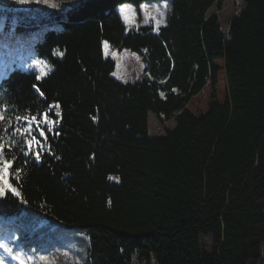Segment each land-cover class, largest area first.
<instances>
[{
  "label": "trees",
  "instance_id": "1",
  "mask_svg": "<svg viewBox=\"0 0 264 264\" xmlns=\"http://www.w3.org/2000/svg\"><path fill=\"white\" fill-rule=\"evenodd\" d=\"M148 1L156 0H0V144L15 159L19 193L0 196V244L14 254L45 249L37 219L85 236L70 264L258 263L264 0H240L225 33L208 15L223 0H170L165 25L126 29L116 8ZM105 42L141 57V80L111 77ZM32 61L46 65L40 80ZM42 112L59 123H31ZM149 113L174 128L150 137ZM49 127L42 137L38 128ZM33 137L39 161L25 143ZM201 238L211 241L208 255Z\"/></svg>",
  "mask_w": 264,
  "mask_h": 264
},
{
  "label": "rangeland",
  "instance_id": "2",
  "mask_svg": "<svg viewBox=\"0 0 264 264\" xmlns=\"http://www.w3.org/2000/svg\"><path fill=\"white\" fill-rule=\"evenodd\" d=\"M13 2L27 3V4H50L51 0H11ZM72 3H78L83 0H70ZM68 2V0H65ZM170 0H156L142 2L139 5H133L125 3L119 5L116 8L117 14L125 26L126 29L145 27L152 25L154 28H159L166 23L167 13L169 10ZM126 6V7H125ZM123 8V10H122ZM244 9V5L240 0H223L220 9L212 7L208 15H217L221 30L225 33L226 26L231 17L240 14ZM163 13V17H161ZM158 21H162L159 24ZM103 55L105 58L110 59L114 63V69L111 73V77L120 83H133L139 81L143 74V63L141 57L127 49H115L112 50L108 45H103ZM32 61V65L39 66L41 73L45 74L47 68L45 63ZM20 67V62L17 63ZM49 70V68H48ZM41 75V74H40ZM43 76V75H42ZM174 128L172 122H159L152 113L148 114V132L150 137H162L165 135V131H171ZM1 186V185H0ZM37 225L38 229H42V232H47L50 240L41 243L36 242V245L45 247L37 249L30 237L31 246L30 251L37 250V254L26 255L23 257L18 254L20 259L24 261V264H70L77 262L83 255L85 248L87 247V239L80 233L75 227H68L64 224L57 222H44L43 220H35L33 222ZM6 245V244H5ZM12 248L11 246L7 245ZM24 245H20L18 248L21 250ZM202 250L208 255L210 252L211 241L209 238H201ZM50 249V250H49ZM13 255H16L13 253ZM31 257V259H29ZM0 259L3 264H20V260H14L12 255L6 253L3 248L0 251ZM141 264V263H137ZM151 264H154L153 262Z\"/></svg>",
  "mask_w": 264,
  "mask_h": 264
},
{
  "label": "snow or ice",
  "instance_id": "3",
  "mask_svg": "<svg viewBox=\"0 0 264 264\" xmlns=\"http://www.w3.org/2000/svg\"><path fill=\"white\" fill-rule=\"evenodd\" d=\"M126 7V6H125ZM123 10V8H122ZM161 17H163V13H161ZM162 21H158L157 23L159 24ZM105 46H107V43L105 42ZM37 64H39L40 62L37 61ZM44 75L43 73H41V75H38L36 77L37 80L41 79V76ZM32 87L35 89V91L37 93L40 94V96H44V93L41 91L40 87H38L36 84H33ZM49 109L52 108H56L59 109L60 105L57 104H51L48 105ZM56 116H59L60 113L56 112L55 113ZM4 117L0 116V120H3ZM17 119H21V117H17ZM24 119H27L26 117ZM41 121H43L44 124L46 125H51V126H55L57 123H59L58 120H53L50 118V115L48 112H42L39 116H32L31 117V123L39 125L41 123ZM40 135L42 137L46 138V131H52V127H49L47 129L45 128H38ZM17 131H20L19 129ZM29 130L26 128L23 130V132L21 133L22 135L24 133H27ZM27 147H28V151L31 152L35 158L36 161H39L41 159V155L40 152L37 151H33V145L36 143L35 137H33L32 139H28L25 141ZM28 153H25V155H27ZM15 164V159H9L7 158V149L6 146L4 144H0V196H4L6 195L7 192H11L17 196H19V193L17 192L16 188L12 186V183L10 182L11 179V175H12V169L13 166ZM16 172H19V169H16ZM0 248H3V250L8 253L9 255H12V258L14 260L19 259L20 260V264H24V261L22 259H20L19 255H13V249L8 247L7 245L4 244H0ZM29 259H31V257H29ZM0 264H3L2 259H0Z\"/></svg>",
  "mask_w": 264,
  "mask_h": 264
},
{
  "label": "water",
  "instance_id": "4",
  "mask_svg": "<svg viewBox=\"0 0 264 264\" xmlns=\"http://www.w3.org/2000/svg\"><path fill=\"white\" fill-rule=\"evenodd\" d=\"M264 246V242L260 245V259L257 264H262V248Z\"/></svg>",
  "mask_w": 264,
  "mask_h": 264
},
{
  "label": "crops",
  "instance_id": "5",
  "mask_svg": "<svg viewBox=\"0 0 264 264\" xmlns=\"http://www.w3.org/2000/svg\"><path fill=\"white\" fill-rule=\"evenodd\" d=\"M142 78V77H141ZM141 78H140V80H141Z\"/></svg>",
  "mask_w": 264,
  "mask_h": 264
}]
</instances>
